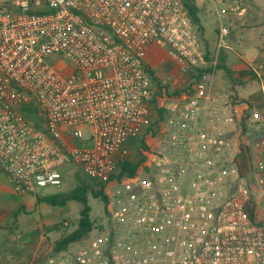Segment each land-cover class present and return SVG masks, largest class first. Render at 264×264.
<instances>
[{
	"label": "built area",
	"instance_id": "2783aa9c",
	"mask_svg": "<svg viewBox=\"0 0 264 264\" xmlns=\"http://www.w3.org/2000/svg\"><path fill=\"white\" fill-rule=\"evenodd\" d=\"M193 1L0 0V173L19 194L61 186L69 166L123 187L112 239L45 264H264V65L262 107L217 96ZM229 36L221 25L218 51ZM153 44L200 75L161 122V149L142 150L155 174L119 178L152 125Z\"/></svg>",
	"mask_w": 264,
	"mask_h": 264
},
{
	"label": "rangeland",
	"instance_id": "374dc122",
	"mask_svg": "<svg viewBox=\"0 0 264 264\" xmlns=\"http://www.w3.org/2000/svg\"><path fill=\"white\" fill-rule=\"evenodd\" d=\"M237 3L240 7H248V0H237ZM225 6L227 7L229 4ZM197 9L199 13V8L197 7ZM257 9V5L256 7L253 6V8L248 7L247 12L241 15L244 16L245 19L244 23H242V21L240 22V28H245L244 38L246 41H255L261 44V39L264 38V36L259 37L257 32L264 29V23L260 22V18H263L264 15L258 12ZM228 10H230L229 7L224 10L222 9V13L224 12L225 16H228L229 19L230 14ZM198 13L197 17L194 19V23L200 34L202 45L205 49H209L210 60L221 56L219 61H217V67H223L226 62L225 49L221 50L216 56L217 51L215 43H213L210 36L209 38L206 37L205 33L207 29H212L217 33L220 22L218 11L214 10L213 15L206 16L205 22L201 20ZM208 24H211L212 27H208ZM222 56L224 58H222ZM260 60L263 61L264 58ZM149 63L155 75V88L160 91H162L163 88L166 89V100L164 101L166 105L170 104L169 97H171L172 94L191 88L194 79L198 78L200 75V72L195 69H184L165 51L151 56V61H149ZM250 69L253 75L247 76L248 78H244L241 75L240 77H235V84L241 85L240 88L242 87L240 91H238V94L242 100H253L255 104H261L262 98L259 92L260 82L254 69L252 67ZM218 73L220 72L217 71V75ZM219 78L220 75L216 77V84L214 86L218 91L221 90V87L218 85ZM227 85L225 81L223 85L224 89ZM227 93H229V91ZM153 109L156 114L158 113L161 122H167L171 115L169 110L158 106H154ZM250 115L251 112L248 113L247 116L248 123H245L246 128L248 127V132H250L249 136H251L252 132L255 130L254 122L249 119ZM220 119L221 125H223L225 116H220ZM87 129L86 127L85 132H87ZM155 135L160 136V138L162 137L160 124L156 129L154 136ZM162 139L164 138L162 137ZM251 139L252 138H250V140ZM137 157H139L138 154ZM232 167L233 164H231V162L227 164L228 169ZM66 170V176L61 186L51 185L36 193L29 194H19L4 174L5 180H0V251H2L0 253L12 251L22 254L25 252L28 261L24 264H45L48 263L50 259L67 262L68 258L71 259L72 256H76L87 241L96 238L103 240L113 238L117 231L116 197L123 188L118 185L105 187V192L109 197L107 204L101 197H95L92 193L93 191L89 193V202L92 206L91 218L93 220L91 231L83 240L75 241L60 247L59 242L79 227L82 203L73 200L69 201L65 206H53L45 202H39L37 197L57 191L68 192L82 183L85 179L90 178L77 166H69ZM234 176L235 174L229 175V173H226V178L229 180ZM101 186L102 184L97 181L92 182V189L94 191L99 190ZM125 195L126 194H124V196ZM55 223H63L61 229L58 231H48V227Z\"/></svg>",
	"mask_w": 264,
	"mask_h": 264
},
{
	"label": "crops",
	"instance_id": "0c3cea01",
	"mask_svg": "<svg viewBox=\"0 0 264 264\" xmlns=\"http://www.w3.org/2000/svg\"><path fill=\"white\" fill-rule=\"evenodd\" d=\"M192 4L196 5L199 8L198 14L203 22L206 21V16L214 14V10L218 11L220 22L217 33H215L212 29L205 30L206 37L208 38L209 36L211 37L213 43H215V48H216V42H217L220 26L228 25L230 27L229 47L225 49L226 62L223 67H216L215 69L214 86L216 84V77L217 76L219 77L220 75L218 85L219 87H221V90L218 91V89H216L214 86H213V90L217 96L223 98L227 97V95L230 94L232 91L238 93V91H240L242 87L240 88L241 85L235 84V77L238 76L240 77L241 75L244 78H248L247 76L251 74L253 75L252 70L250 69L251 67L254 69L258 65H264V60L263 61L260 60L264 58V38L261 39L263 45L262 43L259 44L255 41H251V42L246 41V39L244 38L245 28L243 27L240 28V22L242 21V23H244L245 17L241 15L247 12L248 7L253 8V6L256 7V5L258 7L257 11L260 12L262 15H264V0H248V7L245 6L240 7L237 3V0H227V2L226 0H194ZM228 4L229 6L226 7L225 5ZM225 7L230 8V10H228L229 11L228 13L230 14L229 19L228 16H225L224 12L222 13V9L223 10L226 9ZM260 22L264 23V17L260 18ZM208 25H209L208 27H212L211 24ZM257 35L259 37H263L264 29H261L259 32H257ZM206 50L209 51L208 48H206ZM163 51H165L168 54V52L164 48L160 47L157 44H153V46H151L150 48L147 61L148 62L151 61V56L156 55L157 53H161ZM216 51H217L216 52V56H217V54L220 53V51H218L217 48ZM220 57L215 58V60L219 61ZM222 58L224 57L222 56ZM150 69L151 72L153 73V69L151 65H150ZM217 71L220 72L218 73V75H217ZM153 78L155 84V75H153ZM225 81L227 82L228 85L224 89L223 85ZM189 89L190 88H187L184 91H179V92H175V94H172L171 97H169L170 104L166 105L164 104L165 103L164 101L166 100V89L163 88L162 91H160L155 88V95L150 103L152 125L144 129L142 133L139 135V137H137V139L131 140L130 142L131 150L128 159L133 162L139 163V167L136 173L145 177L153 176L155 174V169L151 167V160L154 158V156L144 155L142 150L144 147H146L148 150H152L154 148L161 149V145L164 144V139H162L163 135L161 138L160 136L157 135L154 136L156 129L159 127V124H161L158 113L156 114V112H154L153 109L154 106H158L163 109L165 108L170 111L169 107L176 102H179L182 105H184L186 103L185 94ZM228 91L229 93H227ZM260 91L261 90L259 88V92ZM137 154L139 155V157H137ZM4 177H5L4 173H0V180H5ZM27 259L28 258L25 252L22 254L20 252L14 253L12 251L0 253V264H22L27 262L28 261Z\"/></svg>",
	"mask_w": 264,
	"mask_h": 264
},
{
	"label": "trees",
	"instance_id": "16d2710c",
	"mask_svg": "<svg viewBox=\"0 0 264 264\" xmlns=\"http://www.w3.org/2000/svg\"><path fill=\"white\" fill-rule=\"evenodd\" d=\"M190 9H191L192 17L193 19H195L197 17L198 9L193 4L190 6ZM207 58L210 60V55H209L208 50H207ZM152 74L154 75V73ZM258 105L260 107L263 106L262 103ZM35 110L36 109L33 107L24 108V112L31 118L33 117ZM119 164L120 166H119L118 173H117V176L119 178H121L124 175H129V176L135 175L139 167V163L133 162L126 158L121 159ZM66 171L67 170L65 169L63 173V182L66 176ZM93 181H97L102 184L99 190L94 191L92 189ZM105 187H106L105 182H102V181H99V180H96L90 177L89 179H85L82 183L78 184L77 186L72 188V190L68 192L57 191V192H53L50 194L37 197V200L39 202H45L53 206H65L71 200H76L82 203V208L80 210L79 227L77 228V230H75L73 233H71L70 235H68L67 237H65L59 242L60 247L66 246L69 243L80 241L86 238V236L88 235V233L91 231L93 227V220L91 218L92 206L89 202V193L93 191L92 193L94 194L95 197L97 198L101 197L107 204L109 201V197H108V194L105 192L106 191ZM62 224L63 223H55L48 227V231H58L61 229Z\"/></svg>",
	"mask_w": 264,
	"mask_h": 264
}]
</instances>
